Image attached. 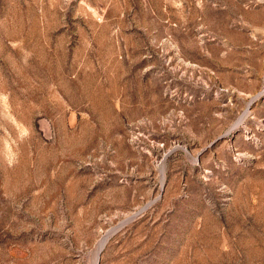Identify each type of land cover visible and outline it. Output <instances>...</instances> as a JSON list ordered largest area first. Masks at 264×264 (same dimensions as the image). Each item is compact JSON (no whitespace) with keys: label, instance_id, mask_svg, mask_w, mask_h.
<instances>
[{"label":"rangeland","instance_id":"1","mask_svg":"<svg viewBox=\"0 0 264 264\" xmlns=\"http://www.w3.org/2000/svg\"><path fill=\"white\" fill-rule=\"evenodd\" d=\"M96 254L264 264V0H0V264Z\"/></svg>","mask_w":264,"mask_h":264},{"label":"bare ground","instance_id":"2","mask_svg":"<svg viewBox=\"0 0 264 264\" xmlns=\"http://www.w3.org/2000/svg\"><path fill=\"white\" fill-rule=\"evenodd\" d=\"M240 120V119H239ZM130 215V214H129ZM104 238V237H103ZM103 238H99L100 239V245L103 243ZM99 243V242H98ZM98 255L96 254V256H95V259H94V261H93V264H96V261H97V257Z\"/></svg>","mask_w":264,"mask_h":264}]
</instances>
